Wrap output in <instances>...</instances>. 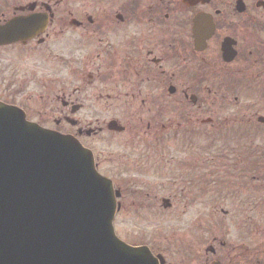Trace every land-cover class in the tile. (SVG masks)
Segmentation results:
<instances>
[{
	"label": "flooded vegetation",
	"instance_id": "flooded-vegetation-1",
	"mask_svg": "<svg viewBox=\"0 0 264 264\" xmlns=\"http://www.w3.org/2000/svg\"><path fill=\"white\" fill-rule=\"evenodd\" d=\"M20 19L31 35L0 45V104L78 139L98 166L87 144L99 137L229 139L213 159L232 187L217 212L234 220L228 233L200 224L180 243L154 244L116 228L125 245L149 248V264H264V0H0V38ZM144 153L163 165V153ZM188 155L169 153L166 174L196 171L187 183L198 186L203 154L197 167ZM134 254L119 264H142Z\"/></svg>",
	"mask_w": 264,
	"mask_h": 264
},
{
	"label": "water",
	"instance_id": "water-1",
	"mask_svg": "<svg viewBox=\"0 0 264 264\" xmlns=\"http://www.w3.org/2000/svg\"><path fill=\"white\" fill-rule=\"evenodd\" d=\"M30 23L4 28L0 45L29 39ZM119 197L77 139L0 104V264H119L128 252L149 264L147 248L116 235Z\"/></svg>",
	"mask_w": 264,
	"mask_h": 264
},
{
	"label": "rangeland",
	"instance_id": "rangeland-1",
	"mask_svg": "<svg viewBox=\"0 0 264 264\" xmlns=\"http://www.w3.org/2000/svg\"><path fill=\"white\" fill-rule=\"evenodd\" d=\"M85 1L76 0V5L79 7ZM172 117V122L175 119L180 121L179 113ZM133 125L135 126L136 123ZM129 135L130 132L126 136ZM175 137L173 134L172 140L168 143L166 139L153 141L154 138H132V140L107 136L97 138L96 140L99 141L93 145L87 144L96 151L101 172L111 178L124 192L123 211L117 214L115 227L123 230L124 236L129 240L154 244L180 243L182 239L179 238L188 236L189 228L195 229L200 224L209 230H212L213 226L219 227L218 229L225 235L232 226L234 221L232 218L217 214L223 207L226 210H228L226 206L230 208L232 187L225 185L223 181L225 170L217 171L219 168L213 160L216 157L217 147L220 146L218 150H223L224 145H229V139L217 141L212 138L188 139L185 143H181V138ZM146 142L150 145L143 148ZM134 145L138 146L135 153L131 151ZM227 148L228 146L224 149ZM125 150L128 151L126 166L121 167L119 160ZM150 150L163 153L159 156L162 157L160 162L163 165L157 167L154 162L146 158L144 151ZM184 150L193 153V157L188 156L194 161V167H197L199 158L197 153L203 154L204 182L198 186L191 185L192 182L187 183V180L194 178L196 171L191 178H185L181 173L172 176L166 174L164 164L167 162V155L170 153L173 157H183ZM164 200H170L173 208L164 209ZM202 212H204L202 218L195 217L197 213L200 216ZM211 213H215L216 217L211 216ZM256 221L260 220L253 219V226L260 224Z\"/></svg>",
	"mask_w": 264,
	"mask_h": 264
}]
</instances>
